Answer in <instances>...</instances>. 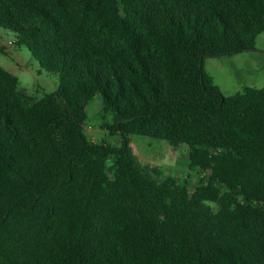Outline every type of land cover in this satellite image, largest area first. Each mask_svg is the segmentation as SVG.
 <instances>
[{
  "label": "trees",
  "instance_id": "obj_1",
  "mask_svg": "<svg viewBox=\"0 0 264 264\" xmlns=\"http://www.w3.org/2000/svg\"><path fill=\"white\" fill-rule=\"evenodd\" d=\"M0 28L59 78L37 100L0 67V264H264V88L204 65L255 49L264 0H0ZM96 97L117 146L85 133ZM131 136L206 179H159Z\"/></svg>",
  "mask_w": 264,
  "mask_h": 264
},
{
  "label": "rangeland",
  "instance_id": "obj_2",
  "mask_svg": "<svg viewBox=\"0 0 264 264\" xmlns=\"http://www.w3.org/2000/svg\"><path fill=\"white\" fill-rule=\"evenodd\" d=\"M12 39L16 40L14 33L0 28V41ZM4 52L0 53V67L16 75L20 87L30 96L39 100L57 89L58 75L42 69L27 48L15 44L9 52ZM204 65L225 96L240 93L245 87L264 88V33L258 36L255 49L229 56L206 57ZM86 113L85 133L90 140L117 146L120 139L111 136L103 127L106 123H112L113 118H103L101 97L90 102ZM130 143L135 157L143 166L157 169L161 180L172 177L179 183L187 182L191 196L207 177L200 170L190 169L189 153L185 146L173 148L166 140L142 136H131ZM208 205L216 208L214 201H209Z\"/></svg>",
  "mask_w": 264,
  "mask_h": 264
},
{
  "label": "built area",
  "instance_id": "obj_3",
  "mask_svg": "<svg viewBox=\"0 0 264 264\" xmlns=\"http://www.w3.org/2000/svg\"><path fill=\"white\" fill-rule=\"evenodd\" d=\"M14 45H15L14 39L8 40L7 42L6 41H0V49L4 50L6 52H9Z\"/></svg>",
  "mask_w": 264,
  "mask_h": 264
},
{
  "label": "crops",
  "instance_id": "obj_4",
  "mask_svg": "<svg viewBox=\"0 0 264 264\" xmlns=\"http://www.w3.org/2000/svg\"><path fill=\"white\" fill-rule=\"evenodd\" d=\"M11 73V72H10ZM13 74V73H12ZM16 76V75H15ZM56 91V90H55Z\"/></svg>",
  "mask_w": 264,
  "mask_h": 264
}]
</instances>
